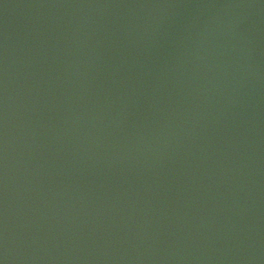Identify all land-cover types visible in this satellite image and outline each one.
<instances>
[{
	"label": "water",
	"instance_id": "water-1",
	"mask_svg": "<svg viewBox=\"0 0 264 264\" xmlns=\"http://www.w3.org/2000/svg\"><path fill=\"white\" fill-rule=\"evenodd\" d=\"M0 264H264V0H0Z\"/></svg>",
	"mask_w": 264,
	"mask_h": 264
}]
</instances>
